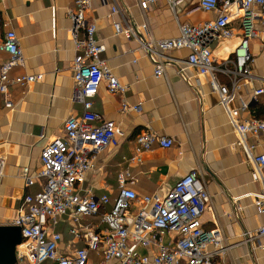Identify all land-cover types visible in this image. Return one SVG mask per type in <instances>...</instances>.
<instances>
[{
    "label": "built area",
    "instance_id": "obj_1",
    "mask_svg": "<svg viewBox=\"0 0 264 264\" xmlns=\"http://www.w3.org/2000/svg\"><path fill=\"white\" fill-rule=\"evenodd\" d=\"M106 2L105 0H101ZM107 18L115 35L135 39L150 58L153 73L163 76L168 64H185L197 75L206 76L219 97L228 122L245 153L251 179L260 185L252 195L256 212L263 217L254 231H244L246 238H255L256 248L264 258V151L256 152L259 137L264 134V116H257L251 102L264 93V85L253 87L250 100L237 96L241 86L264 77L252 74V41L264 42V0H199L205 12L216 11V18L200 24L182 22L175 37L151 39L144 37L146 25H134L126 8L118 0H108ZM156 0H139L145 8ZM175 14L179 0H166ZM91 0H74L67 10L72 19L71 35L75 55L71 63L74 81L73 97L83 106L79 115H70L63 123L62 136L46 142L40 151V169L35 175L23 168L28 186L39 179L40 190L27 193L17 214L3 224L20 227L21 241L16 245L14 264H214L224 254V236L220 227H203L202 215L210 195L201 175L191 170L177 179L163 194L138 195L132 185L135 179L128 166L141 163L142 154L157 144L171 147L173 139L145 130L135 136L133 153L123 157L126 167L117 173V195H94L84 190L86 174L95 166L99 153L119 143L122 131L111 119H102L92 109V98L104 84L111 94L120 96L119 111L138 110L139 105L126 97L127 86L114 75L101 57L106 47L96 37V25L88 20ZM238 21V26L232 22ZM238 32L240 41L232 56L218 61L210 43L231 38ZM188 50L184 60L167 56L172 50ZM0 52L8 58L0 64V93L9 85L25 87L42 79V74H19L10 71L24 63L20 40L13 28H7L0 41ZM180 74L184 68H177ZM225 76L229 84L222 82ZM185 78V77H184ZM187 79V78H185ZM187 81V80H186ZM238 97V103L234 101ZM6 105H11L6 100ZM43 137V135H41ZM253 138L252 142L248 139ZM4 159L0 158V184ZM109 208L102 210L104 206ZM97 216V224L88 220ZM67 225L71 235L64 240L57 229ZM81 242V245H77ZM145 251V252H144Z\"/></svg>",
    "mask_w": 264,
    "mask_h": 264
},
{
    "label": "crops",
    "instance_id": "obj_2",
    "mask_svg": "<svg viewBox=\"0 0 264 264\" xmlns=\"http://www.w3.org/2000/svg\"><path fill=\"white\" fill-rule=\"evenodd\" d=\"M91 0L88 20L96 25V37L105 44L101 57L112 72L127 86L126 97L139 105L138 110L119 111L120 96L109 93L105 85L92 98V109L102 119L114 120L122 131L119 143L99 153L95 166L86 174L83 188L98 196L108 194L111 201L117 195V173L126 167L122 158L133 153L135 136L145 130L173 139L171 147L155 144L142 154L141 163L128 166L132 185L138 195L165 193L174 182L191 170L197 171L207 185L210 201L202 215L203 227H220L224 236V255L214 264H264L256 248L255 238L244 239V231H254L263 217L256 212L252 195L260 185L251 179L245 153L219 103L211 91L208 78L197 75L185 64L171 63L165 74L156 77L153 64L135 39L115 35L107 18L109 1ZM221 1V0H220ZM134 25H146V38L161 39L178 35L182 22L200 24L216 18L217 12H205L199 0H179L175 14L166 0H156L145 8L139 0H118ZM74 0H0V41L7 28H13L20 40L24 63L10 71L19 74H42V79L25 87L9 85L6 94L0 93V158L5 165L0 184V224L14 218L23 197L40 190L41 181L28 186L23 168L35 175L40 169L42 146L56 136H62L65 119L79 115L83 106L73 97L74 81L71 63L75 55L71 35L72 19L67 10ZM238 26V21L232 22ZM240 41L237 32L231 38L215 39L210 43L218 61L232 56ZM252 74L264 77V42L252 41ZM188 50H172L167 56L184 60ZM8 54L0 52V64ZM178 66L184 73L177 71ZM187 79H185V78ZM222 82L228 79L219 75ZM187 80V81H186ZM264 85L255 80L243 84L238 97L250 100L253 87ZM236 97L234 104L238 103ZM6 100L11 105H6ZM257 115L264 112V93L251 102ZM264 114V113H263ZM43 135V137L41 136ZM249 142L253 138L248 139ZM256 152L264 151V134L259 137ZM109 206L101 209L105 210ZM94 224L97 216L88 218ZM57 229L64 240L71 235L67 225ZM77 245H81L78 242ZM145 252V251H144Z\"/></svg>",
    "mask_w": 264,
    "mask_h": 264
},
{
    "label": "water",
    "instance_id": "obj_3",
    "mask_svg": "<svg viewBox=\"0 0 264 264\" xmlns=\"http://www.w3.org/2000/svg\"><path fill=\"white\" fill-rule=\"evenodd\" d=\"M21 241L20 227L0 224V264L15 263L16 245Z\"/></svg>",
    "mask_w": 264,
    "mask_h": 264
},
{
    "label": "trees",
    "instance_id": "obj_4",
    "mask_svg": "<svg viewBox=\"0 0 264 264\" xmlns=\"http://www.w3.org/2000/svg\"><path fill=\"white\" fill-rule=\"evenodd\" d=\"M252 110L255 112V114L257 115V111L254 109V108H252ZM264 113V112H263ZM259 114V115H257V116H264V114Z\"/></svg>",
    "mask_w": 264,
    "mask_h": 264
},
{
    "label": "rangeland",
    "instance_id": "obj_5",
    "mask_svg": "<svg viewBox=\"0 0 264 264\" xmlns=\"http://www.w3.org/2000/svg\"><path fill=\"white\" fill-rule=\"evenodd\" d=\"M242 235H243V237H244V239H245L246 237H245L244 233H242ZM246 239H249V238H246ZM223 255H224V254H223ZM223 255H222V256H223Z\"/></svg>",
    "mask_w": 264,
    "mask_h": 264
}]
</instances>
